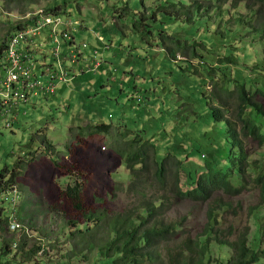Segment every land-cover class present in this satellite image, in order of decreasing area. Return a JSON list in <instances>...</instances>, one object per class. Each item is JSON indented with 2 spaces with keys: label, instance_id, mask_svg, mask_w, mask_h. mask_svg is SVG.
Returning a JSON list of instances; mask_svg holds the SVG:
<instances>
[{
  "label": "rangeland",
  "instance_id": "374dc122",
  "mask_svg": "<svg viewBox=\"0 0 264 264\" xmlns=\"http://www.w3.org/2000/svg\"><path fill=\"white\" fill-rule=\"evenodd\" d=\"M152 1L0 0V42L4 40L12 24L20 22L21 16L44 9L62 8L53 16H68L74 22H83L93 33L107 38L109 45L106 50L113 51V56L117 55L109 58L108 63L95 75L92 74L85 79L82 77L85 74L79 78H72L57 85L51 96L33 101L24 109L17 122H10V129L6 128L9 121L0 122V158L3 160L0 172L6 169L9 171L8 175L4 173L7 176L5 183H8L12 172L18 175L19 178L14 185L21 196L15 208H9L8 204L1 203L0 211L5 210V214H9V219L14 216L20 225V229L14 234L7 232L9 226L5 233L0 231V245L5 240L14 242L12 243L14 255L12 254L11 259L6 261L12 264H96L95 252L91 255L82 254L87 253L84 250L76 257H72L74 243L68 239L70 231H67L66 227L71 231L74 229L67 222L76 221V224H83L84 219L64 200V192L68 186L77 180L82 183L79 178L83 181L87 179L86 198L102 195L99 185L95 188L93 186L97 164L93 162L92 157L89 160L80 158L83 149L78 147V144L71 143L74 148L73 161L62 160V157H67L66 145L75 138L77 129L90 125H85L89 119H80L87 111L89 115H94L95 123L98 125H109L115 129L131 131L136 136L142 134L145 140L151 139L152 145L157 149L159 162L164 161L168 154L173 155L172 161L176 159L174 157L184 160L182 151H186L187 164L180 173V187L184 192L194 188L193 184L197 176L205 171L206 164L219 161L222 168L226 165V157L231 148L227 141L225 145L223 139L225 124L216 126L213 123L211 108L227 110L226 117L235 121L237 99L235 95L223 92H221L223 102L214 99V84L208 75L210 71L203 66L206 64L209 68L220 67L219 59L227 54L225 43L224 45L220 42L216 45L211 43L205 47H198L196 58L193 54L187 53L192 51V48L188 51H179L176 61H172L160 39H144L137 33L135 23L140 20L137 15L147 17L145 11H148L147 23L152 25L149 29L152 30L153 26L156 29L154 37L158 30L163 28L170 35L189 40L190 44L205 38L213 42L219 41L213 40L216 31L214 22L203 20L192 25L177 24L160 13L152 14ZM248 3L244 2L240 7V12L244 15L247 14ZM127 8H130V12ZM254 8H259V4H255ZM63 9H66V12ZM35 15L26 19L32 22ZM254 26L264 29V9H261ZM245 32L238 38V41L243 38L238 46L243 48L246 44L247 52L241 57L238 65H227V72L240 70L246 82L242 80L249 88L256 84L257 87L264 89V42L260 41L259 36ZM217 33L221 34L218 30ZM96 38V36L85 38L90 43L89 49L103 50L106 44L98 48ZM60 44L62 49L67 46L63 39L60 40ZM166 45L173 47L170 42ZM120 49L125 57L118 54L121 52ZM45 52L47 55L50 54L49 49ZM37 60L41 61L42 58L38 57ZM48 61L54 62L50 57ZM107 79L110 84H107ZM86 82L90 84L81 89ZM46 86L48 87V84ZM231 89H234V86H231ZM122 90L124 95L120 94ZM257 99L264 105V96L258 95ZM33 140L34 143L27 148ZM48 145L54 149L47 148ZM100 145L102 149L106 148L103 149L105 151L103 153L106 155L110 153L107 147L110 140H102ZM50 149L54 150L55 159L61 162L51 179L50 186L56 191L55 203L51 204L47 201L48 178L41 179V173L47 171L50 165L48 157ZM249 152L252 159L260 158L261 149L256 145L249 147ZM119 172L124 183L129 184L131 177L125 164H121L119 170L110 172L111 183H121ZM9 187H0V193L4 191L3 188ZM254 198L242 200L243 208L239 213L229 215L228 218L233 221L236 228L250 226L246 210L248 204L257 200ZM148 200L154 202L155 194H149ZM227 200L235 206L234 197H228ZM141 203L140 197L118 193L112 211L119 213L132 207L136 208ZM181 206L174 210L172 218L178 220L187 216L191 233L193 228L196 229L195 233H200L203 214L208 205ZM228 218L225 220L229 221ZM25 242L27 244L24 253L31 249L34 251L37 247L45 253L40 252L26 260V256L21 255L22 251L19 250L20 243Z\"/></svg>",
  "mask_w": 264,
  "mask_h": 264
},
{
  "label": "trees",
  "instance_id": "16d2710c",
  "mask_svg": "<svg viewBox=\"0 0 264 264\" xmlns=\"http://www.w3.org/2000/svg\"><path fill=\"white\" fill-rule=\"evenodd\" d=\"M247 1V14L244 15L240 7ZM255 4H259V8H254ZM151 9L152 14L160 13L177 24L192 25L203 20L214 22L216 31L213 40L219 41L205 38L190 44L189 40L170 35L163 28L154 37L156 29L154 26L152 30L149 29L152 25L147 23L148 11H145L147 17L137 15L140 17L135 23L137 33L144 39H160L174 62L179 51L192 48L187 53L196 58L198 47L225 43L227 54L219 59L220 67L203 66L210 71L208 75L214 84V99L223 102L221 92L235 95L237 99L235 121L226 117L227 110L211 108L213 123L216 126L225 124L223 139L225 145L227 141L231 148L226 157L227 163L223 168L219 161L206 164L205 171L197 176L194 188L184 192L180 187V173L187 164L186 151H182L184 160L174 157L176 159L172 161L173 155L168 154L164 161L159 162L156 147L152 145L151 139L145 140L142 134L136 136L131 131L115 129L109 125L90 124L78 128L75 138L66 145L67 157H62V160L71 159L72 162V144H78L83 149L80 158L89 160L92 157L97 164L93 186L95 188L99 185L102 195L86 198L87 179L83 181L81 178L82 183L77 180L64 192L65 202L84 219L83 224L67 222L74 229L71 231L66 227L70 231L67 237L74 243L72 257L86 250L87 253L82 254L91 255L95 252L96 264H264V105L257 99L258 95L264 96V89L256 84L249 88L240 70L227 72L226 68L227 65H238L247 52L246 44L243 48L238 46L243 40L238 41V38L244 31L259 36L260 41L264 42V29L254 26L261 9H264V0H153ZM61 10L55 8L44 11L47 15H55ZM63 10L66 12V9ZM127 10L130 12V8ZM60 17L66 20L64 16ZM31 24L33 22L12 25L4 38L12 31H21ZM217 30L221 34L218 35ZM167 42L173 47L167 46ZM4 47L5 42H0V50ZM29 106L26 104L22 107L21 116ZM214 130L217 133L215 126ZM105 139L110 140V145H107L110 153L107 155L103 153L106 148L102 149L100 145ZM33 143L34 140L27 148ZM252 145L261 149L260 158L252 159L249 152ZM47 148L53 147L48 145ZM53 153L54 150H48L50 165L47 171L41 173V179L48 178L46 189L50 204L56 200V191L50 186L52 175L61 165ZM121 164H125L131 181L126 185L119 172L121 183L112 184L109 174L112 170H119ZM4 173L8 175V169L0 172V187L14 186L18 175L12 172L8 183H5L7 176ZM118 193L140 197L142 203L136 208L115 213L112 205ZM151 193L155 194L154 202L148 200ZM228 197H234L235 206L227 200ZM249 197L257 198L247 205L250 226L236 228L228 217L230 214H238L243 208L241 201ZM194 204L208 205L203 214L200 233H195L194 228L191 233L187 216L178 220L172 218L174 210L181 205ZM4 211H0V231L3 233L9 225V214ZM7 232L14 234L9 230ZM12 243L13 240L1 243L0 264H12L6 261L13 254ZM26 244L19 245L22 251L20 254L26 256V260L40 252L45 253L40 247L24 253Z\"/></svg>",
  "mask_w": 264,
  "mask_h": 264
},
{
  "label": "built area",
  "instance_id": "2783aa9c",
  "mask_svg": "<svg viewBox=\"0 0 264 264\" xmlns=\"http://www.w3.org/2000/svg\"><path fill=\"white\" fill-rule=\"evenodd\" d=\"M33 14H36L33 24L21 31H12L4 38L5 47L0 50V122L9 121L7 129L11 128L10 122L18 121L24 105L31 104L40 95L51 96L57 85L87 72L81 68V62L89 46L77 43L73 37V28L79 24L60 16L47 15L44 10ZM33 14L21 16L20 22L14 23H30L26 18ZM60 38L67 43L65 49L61 48ZM46 49H49V55ZM37 57L42 60L38 61ZM49 57L53 63L48 61ZM36 63L41 65L39 75L34 72ZM95 66L91 73H96L99 64ZM20 199L19 190L15 186L9 187L0 193V209L1 203L15 208ZM8 226L12 233L20 229L14 216L10 217Z\"/></svg>",
  "mask_w": 264,
  "mask_h": 264
},
{
  "label": "crops",
  "instance_id": "0c3cea01",
  "mask_svg": "<svg viewBox=\"0 0 264 264\" xmlns=\"http://www.w3.org/2000/svg\"><path fill=\"white\" fill-rule=\"evenodd\" d=\"M73 23L74 24H77L79 22L78 21H75V22L73 21ZM80 23H81V26H82L81 28H78V27H74L73 28V36H74L75 41L77 43H87V44L90 45V43L87 40H85V38L86 37H88V38H94V36H96L97 37L96 38V42H98V46H97L98 48H101L103 46V44H106V46H105V48L103 50L92 49V48L89 49L88 48V50L85 52V56L83 58V61L81 62V68L83 69L84 72L87 71L86 72L87 74L85 73V75L83 74L84 76H82L85 79L86 77H89L92 74L93 75L96 74V73L94 74V73H91L90 72L92 69H95V67H96L95 64L96 63L99 64V67H98L97 71H100V69H102L104 67V65H106V63H108L109 58L117 57V55L113 56V51L106 50V47H108V45H109V42H107V38L103 37V35H99V34L93 33L92 30L89 29L83 22H80ZM111 45H112V42H111ZM111 45H110V47H112ZM120 50H121V52H118V54L119 55L120 54L123 55L124 52L122 51V49H120ZM131 51L132 50L130 49V52ZM90 57H91V59H90ZM127 58H131V57H127ZM40 69H41V65L39 63H36L34 65V72L39 75ZM79 77H81V76H79ZM79 77H76V78H79ZM107 81H108L107 84H110L108 79H107ZM70 84H72V83H70ZM89 84L90 83L86 82L81 87V89L83 87H86ZM105 87L106 86H103V88H105ZM120 94L121 95H124V90L120 91ZM43 98H45V96L40 95L38 97V100L39 99H43ZM34 102H36V101H34ZM83 118L84 119H89V120H87L85 122V125H88V124L98 125L97 123H95L93 114L89 115L88 111H87V113H84L82 115V118L80 116V119H83ZM78 121H79V119H78ZM82 126H84V125H82ZM2 163H3V161H2ZM2 163H1V165H2ZM0 170H1V167H0Z\"/></svg>",
  "mask_w": 264,
  "mask_h": 264
},
{
  "label": "clouds",
  "instance_id": "9594fccd",
  "mask_svg": "<svg viewBox=\"0 0 264 264\" xmlns=\"http://www.w3.org/2000/svg\"><path fill=\"white\" fill-rule=\"evenodd\" d=\"M45 10V9H44ZM52 15H54V14H52ZM56 15V14H55ZM65 17V16H64ZM67 20H70V21H72L73 22V20H72V18L71 17H68V16H66L65 17ZM14 24H16V23H13L12 25H14ZM77 24H79V27L78 28H81L82 26H81V23H77ZM74 37V36H73ZM75 39V38H74ZM87 44V43H86ZM88 45V44H87ZM104 151V150H103ZM3 161V160H2ZM1 184V183H0ZM15 186V185H14ZM16 187V186H15ZM17 188V187H16ZM20 193V192H19ZM21 197V196H20ZM21 200V199H20ZM20 202V201H19ZM19 204V203H18Z\"/></svg>",
  "mask_w": 264,
  "mask_h": 264
}]
</instances>
